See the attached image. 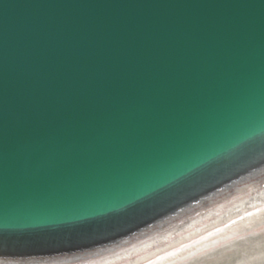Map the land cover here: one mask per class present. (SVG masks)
Here are the masks:
<instances>
[{
	"label": "water",
	"instance_id": "obj_1",
	"mask_svg": "<svg viewBox=\"0 0 264 264\" xmlns=\"http://www.w3.org/2000/svg\"><path fill=\"white\" fill-rule=\"evenodd\" d=\"M263 193L264 0H0V264H128Z\"/></svg>",
	"mask_w": 264,
	"mask_h": 264
},
{
	"label": "bare ground",
	"instance_id": "obj_2",
	"mask_svg": "<svg viewBox=\"0 0 264 264\" xmlns=\"http://www.w3.org/2000/svg\"><path fill=\"white\" fill-rule=\"evenodd\" d=\"M240 210L128 264H264V193Z\"/></svg>",
	"mask_w": 264,
	"mask_h": 264
}]
</instances>
